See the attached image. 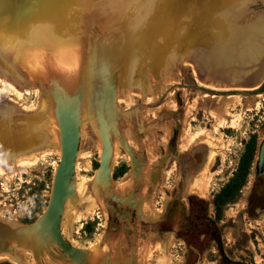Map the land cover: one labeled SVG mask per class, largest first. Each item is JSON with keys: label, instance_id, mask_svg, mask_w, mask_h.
<instances>
[{"label": "rangeland", "instance_id": "rangeland-1", "mask_svg": "<svg viewBox=\"0 0 264 264\" xmlns=\"http://www.w3.org/2000/svg\"><path fill=\"white\" fill-rule=\"evenodd\" d=\"M109 1L114 22L108 27L99 24L95 12L89 16L105 0H86L84 5L77 0H0V41L6 40L4 32L20 33V44L42 49L34 34L38 28L42 36L49 33L81 55L75 69L63 51L45 46L43 53H50L52 62L49 72H42L45 79L34 73L41 64L29 55L11 53L16 54V70L14 58H4L0 49V71L8 75L0 76V264H264V83L251 91L207 88L200 80L204 73L197 75L194 69L201 66L198 56L192 59L197 63L187 62L178 81L161 80L167 53L181 56L180 38L187 49L203 51L192 44L205 39L196 37L195 22H163L157 29L154 16L167 20L178 14L177 9H162L169 0H125L121 10L118 0ZM227 1L215 7L226 13L236 5ZM250 8L257 15L258 32L264 25V0H251ZM242 12L240 18L250 14L245 7ZM225 15L226 32L239 19ZM32 20L36 28L29 24ZM256 37L255 42L241 40L238 54L225 58L223 69L232 82L244 76L251 81L260 71V63H250L251 56L264 51V33ZM128 40L134 43L130 51L124 46ZM209 40L205 51L216 58L210 49L216 40ZM182 90L188 93L182 95ZM62 112L76 123L80 149L58 225L79 259L57 246L46 224L61 155ZM84 114L92 120L86 129L81 124ZM93 127L107 135L106 177H98L103 139L94 136ZM251 139L254 157L244 185L233 200L217 197ZM112 141L120 143L115 158ZM11 159L21 167L5 171L1 166L9 169ZM93 180L99 188L95 192ZM102 186L108 191H100ZM72 213V233L66 234L64 222Z\"/></svg>", "mask_w": 264, "mask_h": 264}, {"label": "bare ground", "instance_id": "bare-ground-1", "mask_svg": "<svg viewBox=\"0 0 264 264\" xmlns=\"http://www.w3.org/2000/svg\"><path fill=\"white\" fill-rule=\"evenodd\" d=\"M78 2H80L82 5L85 4V1L86 0H77ZM122 1H125V0H118V5L119 6L121 4V6L119 7L120 10L123 8V4H122ZM221 0H169L167 3H165L164 5H162V9L163 10H169V9H177L178 10V14L175 15V16H171V18H168L167 20L165 19H159L156 16H154V20L156 23H159V26L157 27V29H161L162 26H163V22H171V23H174V22H183V21H188V23H192L193 21L195 22V30H196V37H203L205 39H202V40H196L194 42H192L193 45L196 46V48L198 49H201L203 51H193L191 49H187L185 47V45L187 44L186 41L184 43V41L182 40V38H180V41H181V46H177V50H178V55L181 54L180 57H177V55L175 54H168L165 50V52L167 53L166 55V60L167 62L162 65V70H167L163 73H160V74H166L163 79L161 80H167L166 82H169L170 81H178V77H182L184 76V74L186 73V69L188 67V64L187 62L188 61H192V62H195L196 60L194 59V56H198V63L201 64V66L199 65V67L195 66L194 65V69H195V72H197L198 74L197 75H200L201 72L204 73L205 77L206 78H203V77H200V80L203 82L204 86L207 87V88H211V89H217V90H220V89H225V88H228V87H233L235 89H240V90H248V91H251V90H255V89H258L262 83H264V51L260 52V54L257 56H251V64L253 65L256 61L257 63H260L261 64V69L260 71L258 72V74L256 76H254V79L251 80V81H244L245 79V76L242 77L241 81H238V82H232L228 76V73L223 69V62L225 60L226 57L230 56L231 55H235V54H238V48H239V45L238 43L240 44L241 43V40L243 42H255V40L253 38L256 37V35L261 38V34L264 33L263 29H264V25L263 27H261L260 30H258V32L255 31V29L257 30L259 27H257L256 25V22H257V15L253 13V11H251V0H228L227 2L231 5L232 2H234L236 5L235 7L231 6V9L230 11L224 13L222 12L223 11V8L221 7H215L218 3H221L220 2ZM111 4H113L111 1L109 0H105V2L102 3V5H95L92 9V12H90L89 16H92L93 15V12H95L97 14V18H98V21L100 22L99 24L101 23H106V25L109 27V25L113 24V15L110 11V7L108 5L111 6ZM228 5V4H227ZM188 7V8H187ZM246 8V11H249L250 14L249 15H246L245 17L243 18H240L241 16V13L242 12V8ZM124 10V9H123ZM56 13V10L54 11ZM58 12V11H57ZM234 14V19H239L238 23H237V26L235 28H233L232 30H228V31H224V20L225 19H229V17H227L225 14ZM48 16H52L51 14H48ZM231 19H232V16H230ZM261 19V18H260ZM197 22H199L198 24H196ZM35 21H31L29 22L30 25H32L34 28H36V24H34ZM155 23V24H156ZM258 23V22H257ZM135 24H133V21L131 22L130 24V28H132L133 30V27H134ZM193 25V24H192ZM28 27V26H27ZM33 29V28H32ZM38 31H36L34 34H35V37L37 39V42L36 44H41L42 45V49H46L47 50V45L49 46L50 44L52 45L51 47L55 46V50L56 51H60V52H64L65 55H66V60L67 59H70L69 61L72 62V64L75 66V69H79L78 68V64H80V56L78 54L77 49L69 44L66 45V48L64 47V45L62 44L63 41L59 42L58 39H55L53 37H51V35H49V33H44L43 32V36L41 34V31L36 28ZM199 29V31L197 32V30ZM147 30L151 31L149 28H147ZM217 30H219L217 32ZM221 33H224V34H221ZM17 34H20V33H13L12 35H8L4 32V35L6 36V40L4 41H0V49H1V54L2 56H5L4 58H14L13 61H12V65H14V69L17 70V61H16V54L19 53V51L21 50V52H23L25 55H29L35 63L37 64H41V67H39V70H36L34 71L36 68H34L32 71H34V73H40L42 74V77L45 76L44 73H42L43 71L45 73L49 72L48 70V67H50L49 65H51L52 62H50V60L47 58L48 55L51 56L50 53L48 54H44L45 53V50H42L41 48H33L31 45H24V44H20L19 41V35ZM151 33L150 35H144L146 37H148L149 39L151 38ZM154 36V35H153ZM215 38L216 41L213 42V45L210 46V49L211 51H213L216 55V58H210V54L208 51H205L206 49V46H208V40L211 39L213 40ZM257 38V37H256ZM90 39L92 40V37H90ZM111 39V38H110ZM131 40V38L129 39ZM128 40V43H124L125 45V49L126 50H132L133 48V45L134 43L129 41ZM138 40L141 41V43H143L144 41L141 40V38L139 39L138 37ZM137 40V41H138ZM205 40H207L205 42ZM17 42V45L14 47V46H11L10 44L12 42ZM210 41V40H209ZM257 41V40H256ZM263 40L259 41L258 40V44L259 42H262ZM29 42V41H28ZM244 43V44H245ZM261 44V43H260ZM263 45V44H261ZM46 46V47H45ZM242 46V45H241ZM264 46V45H263ZM91 47V43L88 44L87 43V48L90 49ZM184 47V48H183ZM258 46H256L257 48ZM131 48V49H130ZM183 50H182V49ZM260 48V47H259ZM258 48V49H259ZM175 50V51H177ZM238 50V51H237ZM42 51V52H41ZM66 51V52H65ZM20 52V53H21ZM44 52V53H43ZM89 52V51H88ZM9 53V54H7ZM11 53H16L15 55ZM43 53V54H42ZM230 53V54H229ZM55 54V53H54ZM256 54V53H255ZM58 55V54H57ZM13 56V57H12ZM63 56V54H62ZM191 56V57H190ZM236 56V55H235ZM238 56V55H237ZM18 57V55H17ZM21 57V56H20ZM175 57H177V59H174ZM231 57V56H230ZM233 58V57H232ZM259 58V59H258ZM40 59V61H39ZM52 59V58H51ZM192 59H194L195 61H193ZM257 59V60H256ZM222 60V61H221ZM237 62V61H236ZM197 63V62H195ZM226 63H228L226 61ZM225 63V64H226ZM192 65V64H191ZM238 67V66H237ZM252 67V66H251ZM51 69V68H50ZM24 72V71H23ZM78 74V72H77ZM202 74V73H201ZM37 75V74H36ZM0 76L2 78H6L7 79V76L4 72L0 71ZM76 76V74H75ZM151 76V75H150ZM35 77V76H34ZM153 77V76H152ZM39 78V77H38ZM45 78V77H43ZM48 78V77H47ZM45 78V79H47ZM76 78V77H74ZM151 79V78H150ZM149 79V80H150ZM50 80V78H49ZM73 80V79H72ZM75 80V79H74ZM73 80V81H74ZM154 80V79H153ZM160 80V81H161ZM209 80V81H207ZM9 81V80H8ZM12 84L16 83V81L14 82V80H11ZM5 82V80L3 81V83ZM43 82V81H42ZM45 82V81H44ZM54 82V81H53ZM157 82V81H156ZM6 83V82H5ZM39 83V82H38ZM48 83V81H47ZM72 83V82H71ZM70 83V84H71ZM152 83V82H151ZM150 83V84H151ZM154 84V83H152ZM16 85V84H15ZM19 85V84H18ZM69 85V84H68ZM219 86L220 88H214L213 86ZM17 86V85H16ZM71 85H69L68 87L70 88ZM12 87V86H11ZM65 87V86H64ZM67 87V86H66ZM72 87V86H71ZM21 88V87H20ZM152 88V87H151ZM14 89V88H13ZM66 89V88H65ZM155 89V88H154ZM137 90V89H136ZM129 91V90H127ZM124 92V91H123ZM133 92V91H132ZM131 92V93H132ZM141 92V91H139ZM145 92V90H144ZM122 93V92H120ZM130 93V94H131ZM148 92H146L147 94ZM182 95H186L188 92L187 91H184L182 90L181 91ZM119 94V93H118ZM129 94V95H130ZM144 94V93H143ZM160 94V92H159ZM20 95V94H19ZM117 95V94H116ZM152 95V94H151ZM158 95V94H156ZM90 96H91V91H90ZM132 96V95H131ZM146 96V95H145ZM155 96V95H154ZM118 97V96H117ZM116 97V100L118 99ZM130 97V96H129ZM90 98V97H89ZM143 98V97H142ZM157 98V97H156ZM115 100V102H116ZM119 102V100H117ZM127 102V101H126ZM151 102V101H150ZM216 102V101H215ZM218 102V101H217ZM172 103H175V102H172ZM219 104H223V103H219ZM215 105V104H214ZM5 106V105H4ZM47 103L45 101L42 100V108L43 109H46L47 108ZM169 106V105H168ZM171 106V105H170ZM169 106V107H170ZM217 106V105H216ZM213 110V109H212ZM226 110V109H225ZM208 112V110H207ZM225 112V111H224ZM153 113V112H152ZM156 113V112H155ZM172 113V112H171ZM225 113H228L227 110ZM40 114V113H39ZM220 116V115H219ZM147 117V116H146ZM188 117V116H187ZM147 119V118H146ZM148 120V119H147ZM166 120V119H165ZM169 120V119H168ZM91 118L87 115V114H84L83 115V119H82V129H86L88 128V125L91 123ZM163 122V121H162ZM168 122V121H167ZM128 123V122H127ZM127 123L125 125H127ZM164 123V122H163ZM183 123V122H182ZM187 123V122H186ZM226 123V122H225ZM169 124V123H168ZM79 125V123H78ZM121 126V122L119 124ZM167 125V124H166ZM170 126V124L168 125ZM80 127V126H79ZM142 127V126H141ZM183 127V126H182ZM117 128V127H116ZM94 129V127H93ZM119 129V127H118ZM140 129V128H138ZM172 129V128H171ZM187 129V128H186ZM51 130V129H50ZM109 130V129H108ZM123 130V128H122ZM144 130V129H143ZM148 130V129H147ZM101 129L99 128L98 131L94 129V136L95 137H99L101 135ZM116 131V130H115ZM117 132V131H116ZM115 133V132H114ZM187 133V132H186ZM128 134V133H127ZM126 134V135H127ZM120 135V134H119ZM129 135V134H128ZM48 136V135H47ZM130 136V135H129ZM128 140V138H126ZM125 139V140H126ZM101 140V139H100ZM118 140V139H117ZM122 140V139H121ZM119 142V141H118ZM142 142V141H141ZM102 143V142H100ZM126 143V142H125ZM128 143V141H127ZM83 144H84V139L82 138V141H81V145L80 147L82 148L83 147ZM99 144V143H98ZM112 144H113V152H111L113 155V157L115 158L117 152L119 151V147L118 143L116 142H113L112 141ZM118 144V145H116ZM136 144V143H135ZM101 145V144H100ZM123 145V144H122ZM99 146V145H97ZM96 146V147H97ZM103 146V145H101ZM100 146V147H101ZM121 146V145H120ZM142 146V145H141ZM89 147V146H88ZM99 148V147H98ZM148 148V147H147ZM80 149V148H79ZM79 149H78V152H77V156H78V153H79ZM135 148L133 147V150ZM58 152L61 153V147H59L58 149ZM85 151V149H82V151ZM128 154V153H127ZM122 155V154H121ZM168 155V154H167ZM81 156V153L79 154V158ZM84 156V155H83ZM119 156V155H118ZM77 158V157H76ZM19 160V159H18ZM17 160V162H18ZM11 162L8 161V164L11 165L9 167V169L7 167L4 166V164H2L3 166V169L6 171H10L12 172L13 170H17L19 168V164L18 163H15L16 160L15 159H11L10 160ZM20 161V160H19ZM21 162V161H20ZM19 162V163H20ZM82 162V160H81ZM111 162V161H110ZM211 162V161H210ZM56 165V164H55ZM110 166V165H109ZM209 166V165H208ZM21 167V166H20ZM56 167V166H55ZM141 168V167H140ZM144 167H142L143 169ZM2 169V168H1ZM56 169V168H55ZM74 170H75V165H74ZM135 170V169H134ZM141 170V169H140ZM3 171V170H2ZM4 171V172H5ZM136 171V170H135ZM150 170H148V173H149ZM163 171V170H162ZM17 172V171H16ZM143 172V171H142ZM158 172V171H156ZM15 173V172H14ZM109 173V171H108ZM9 174V173H8ZM20 174V173H19ZM74 174L75 172L72 174L71 178H70V181H69V186H68V191H67V195H66V198H65V201H64V206H63V212H64V209L66 208V204H67V199H68V195L70 193V189H71V183H72V179L74 177ZM154 174V173H153ZM150 175V174H148ZM157 175V174H155ZM162 175V174H161ZM203 175V174H201ZM108 176L107 175H103V174H99L98 173V177L101 178V177H106ZM140 177V176H139ZM161 177V176H160ZM164 177V176H163ZM134 178V177H133ZM142 178V177H141ZM150 178V177H148ZM201 178V177H200ZM79 179V178H78ZM138 179V177H137ZM151 179V178H150ZM135 181H136V178H135ZM141 181V179H140ZM161 181V180H160ZM76 182H78V180H76ZM138 182V181H137ZM199 182V181H198ZM158 183V182H156ZM91 184V183H90ZM93 184V187H94V192L95 190H98L99 188L97 187L98 185H96L95 181L93 180L92 182ZM81 185V184H80ZM159 185V184H158ZM75 186V185H74ZM126 186V185H124ZM92 187V186H91ZM103 188H100V191L102 190H106V192L108 191L107 188L105 186H102ZM122 188V187H121ZM128 187L126 186V189ZM204 188V187H203ZM202 188V189H203ZM123 189V188H122ZM125 189V188H124ZM121 190V189H119ZM128 190V189H127ZM198 191V190H197ZM205 190H202V192H204ZM81 192V191H80ZM124 192V191H123ZM201 192V191H199ZM201 192V193H202ZM97 193V192H96ZM114 193V192H113ZM112 193V194H113ZM74 194V193H73ZM84 194H85V191H84ZM103 194V193H102ZM106 194V193H104ZM119 194V193H118ZM125 194L127 195V193L125 192ZM124 194V195H125ZM204 196L207 195L206 192L205 194L202 193ZM80 195V194H79ZM107 195V194H106ZM114 195V194H113ZM116 195V194H115ZM121 195V194H119ZM123 195V194H122ZM84 195H82L83 197ZM119 197V196H118ZM124 198V196H123ZM74 200V199H73ZM94 201V200H92ZM96 202V200H95ZM92 203V202H91ZM144 203V202H143ZM90 204V203H89ZM99 204V203H98ZM166 204V203H165ZM69 205V204H68ZM88 205V204H87ZM96 205V204H95ZM101 205V204H99ZM78 206V205H77ZM90 206V205H89ZM94 206V204H93ZM97 206V205H96ZM81 207V206H80ZM87 207V206H86ZM71 208V207H70ZM89 209V207L87 208ZM91 209H92V206H91ZM95 209V206L93 207V210ZM143 209V208H142ZM145 209V208H144ZM93 210L92 213L94 212ZM71 211V210H70ZM90 211V210H89ZM143 211V210H142ZM152 211V210H151ZM86 212H88L86 210ZM145 212V211H144ZM68 214V211L66 212ZM71 213V212H70ZM74 213V212H73ZM70 214L71 216H66V221L64 222V227L66 228V234H69L71 231V225H72V222H73V218L75 215L74 214ZM91 213V214H92ZM66 214V215H67ZM79 215V214H78ZM149 215V214H148ZM80 217V216H79ZM77 216V218H79ZM76 218V217H75ZM75 223V222H74ZM46 224H48L50 226V222H49V219L48 217H46ZM47 225V226H48ZM48 228V227H47ZM50 228V227H49ZM49 232L51 231V229L48 230ZM48 232V233H49ZM51 233V232H50ZM49 233V234H50ZM72 233V232H71ZM48 234V235H49ZM52 235V234H50ZM71 236V235H70ZM52 238V236L50 237ZM55 241V240H54ZM56 242V241H55ZM57 244V243H56ZM58 246V244H57ZM136 253V252H135ZM5 254V253H4ZM48 253H46L45 255L47 256V260L49 259V254L47 255ZM66 255L68 256H71L73 257L74 259H79L80 258V253H76V254H72V253H65ZM141 255V254H139ZM150 256V255H149ZM7 257V256H5ZM2 258V257H1ZM10 258V257H9ZM21 259V258H20ZM52 261H55L52 257H51ZM8 260V259H7ZM13 260V259H12ZM14 261V260H13ZM25 261V260H24ZM57 262V261H55ZM76 262V261H75ZM142 262V261H141ZM21 263V262H20ZM49 263V262H48ZM58 263V262H57ZM136 264V263H135Z\"/></svg>", "mask_w": 264, "mask_h": 264}, {"label": "water", "instance_id": "water-1", "mask_svg": "<svg viewBox=\"0 0 264 264\" xmlns=\"http://www.w3.org/2000/svg\"><path fill=\"white\" fill-rule=\"evenodd\" d=\"M59 127L61 133V155L54 176L52 193L47 206L46 217L50 222L53 239L59 247L67 252L76 254L79 251L68 244L59 230L60 214L67 195L70 178L74 172L75 158L78 149V129L75 121L63 112L59 116ZM103 139V150L100 157L98 173L107 175L109 171V144L104 129L101 128Z\"/></svg>", "mask_w": 264, "mask_h": 264}, {"label": "trees", "instance_id": "trees-1", "mask_svg": "<svg viewBox=\"0 0 264 264\" xmlns=\"http://www.w3.org/2000/svg\"><path fill=\"white\" fill-rule=\"evenodd\" d=\"M252 139L246 143L244 151L240 157L238 167L234 175L224 185V187L217 194V197H223L224 199H232L237 195V192L241 189L246 181V177L249 172V168L254 157V144Z\"/></svg>", "mask_w": 264, "mask_h": 264}]
</instances>
